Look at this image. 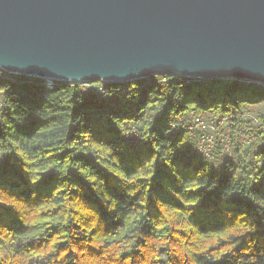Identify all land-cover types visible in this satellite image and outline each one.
<instances>
[{
	"label": "trees",
	"instance_id": "16d2710c",
	"mask_svg": "<svg viewBox=\"0 0 264 264\" xmlns=\"http://www.w3.org/2000/svg\"><path fill=\"white\" fill-rule=\"evenodd\" d=\"M159 77L0 78V264H264V88ZM242 115L251 143L217 166L168 128Z\"/></svg>",
	"mask_w": 264,
	"mask_h": 264
},
{
	"label": "water",
	"instance_id": "95a60500",
	"mask_svg": "<svg viewBox=\"0 0 264 264\" xmlns=\"http://www.w3.org/2000/svg\"><path fill=\"white\" fill-rule=\"evenodd\" d=\"M0 69L55 84L264 85V0H0Z\"/></svg>",
	"mask_w": 264,
	"mask_h": 264
},
{
	"label": "built area",
	"instance_id": "2783aa9c",
	"mask_svg": "<svg viewBox=\"0 0 264 264\" xmlns=\"http://www.w3.org/2000/svg\"><path fill=\"white\" fill-rule=\"evenodd\" d=\"M12 76V77H10ZM14 75L9 74L2 69H0V78L7 80V81H13ZM225 81H232V80H225ZM159 82H167L165 78H163L162 81ZM245 84H253L255 86L263 87L264 85L258 84V83H251V82H243L239 81ZM48 85L46 88H51L55 86V83H47ZM44 86V85H43ZM88 87L91 88L92 91H94L98 97H102L103 95V89L102 87L98 86L95 83L88 84ZM2 104L0 102V110H1ZM233 119V121H232ZM259 124L258 121L251 115H242L240 117H222L218 121H203L198 118L193 119L192 123L182 127L181 124L174 125L169 124L168 128L170 130L178 131L177 129L183 128L184 131H195L196 136L194 139V143L196 145L197 151L206 159V160H212L214 159V153L216 152V136L219 134L220 128H225L226 131H228V134L224 137V139H220L221 142V150L226 155L230 156L232 154L233 150V144L238 145L240 148L245 149L249 146L251 143V136L249 134V128L251 125ZM233 125H236V127L233 129ZM235 132L234 140L231 137V133ZM123 141L128 143L129 145L133 146L138 144V134L134 128L129 129L126 131L123 135Z\"/></svg>",
	"mask_w": 264,
	"mask_h": 264
},
{
	"label": "rangeland",
	"instance_id": "374dc122",
	"mask_svg": "<svg viewBox=\"0 0 264 264\" xmlns=\"http://www.w3.org/2000/svg\"><path fill=\"white\" fill-rule=\"evenodd\" d=\"M10 77H12V76H10ZM150 78H155V80L159 79L160 81L163 80V79H162L161 77H159V76H153V77H150ZM150 78H148V79H146V80H149ZM41 81H42V80H41ZM46 84H47V82H45V81H42V82H41V85H44V86H45ZM83 86L88 87V84H83ZM45 87H46V86H45ZM86 87H84V88H86ZM181 125H182V127H184L183 124H181ZM251 126H252V125H251ZM251 126H250V127H251ZM250 127H248V128L250 129ZM227 134H228V131H226L224 127L219 129V134L216 136V146H218V147L221 146L220 139H224V137H225ZM194 137H195V135H194ZM194 139H195V138H194ZM245 149H246V148H245ZM216 151H217V148H216ZM220 151H222V150H221V147H220ZM215 157H216V155H215V153H214V159H213V161H214V164L217 166V165L219 164V159H216Z\"/></svg>",
	"mask_w": 264,
	"mask_h": 264
}]
</instances>
